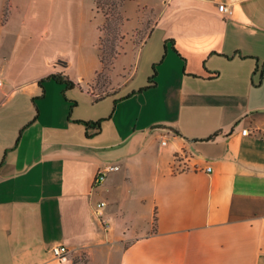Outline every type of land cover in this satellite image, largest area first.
Listing matches in <instances>:
<instances>
[{"label":"crops","instance_id":"obj_1","mask_svg":"<svg viewBox=\"0 0 264 264\" xmlns=\"http://www.w3.org/2000/svg\"><path fill=\"white\" fill-rule=\"evenodd\" d=\"M123 9L156 19L98 96L96 0H0V264H264V0Z\"/></svg>","mask_w":264,"mask_h":264},{"label":"rangeland","instance_id":"obj_2","mask_svg":"<svg viewBox=\"0 0 264 264\" xmlns=\"http://www.w3.org/2000/svg\"><path fill=\"white\" fill-rule=\"evenodd\" d=\"M125 1L126 0H123L122 6L120 7L121 13L125 17V20L122 24L120 23L115 25L116 27H120L119 30L115 32L107 31L106 33H103L105 48L108 55H109L108 51H110L112 44H114V46L116 47L119 53L125 50L127 44L129 43H135L136 44L135 47L138 48L146 38L147 34L149 33L156 19V16L152 15L149 10L148 11L144 10V15H142V17L138 20L137 25L133 27L131 30L127 29L125 25L127 20H129V18L125 15L123 9ZM101 15H103L102 12ZM92 19L94 23H97L103 18L100 15L94 14V17H92ZM114 61L108 63V66L106 68H103L99 71L97 79L92 85V89L94 93H97L98 96H102L106 92L110 91L111 88L116 87V85L113 86V77H112Z\"/></svg>","mask_w":264,"mask_h":264},{"label":"trees","instance_id":"obj_3","mask_svg":"<svg viewBox=\"0 0 264 264\" xmlns=\"http://www.w3.org/2000/svg\"><path fill=\"white\" fill-rule=\"evenodd\" d=\"M123 0H96V6H97V10L99 12H102L104 17H105V21L101 26V30L103 33H106L107 31H117L119 30L120 27H116L115 25L117 24H122L125 20V17L123 16V14L121 13L120 7L122 6ZM100 53H101V62H102V69L106 68L108 66V63H111L114 61V59L117 57V55L119 54V52L117 51L116 47L114 46V44L111 45L110 51H108L109 55L106 52V48H105V43H104V36L103 34L100 37ZM157 74V67L156 64L154 65V73L153 75L150 77L151 80H154V77ZM50 78H53L59 82H64L66 83L67 87H71L75 85V82L72 81L71 79H64L62 78L59 74H52L49 76ZM41 85H43V80L40 81ZM146 89V87H142L140 88L138 91H142ZM136 92V91H134ZM74 104L71 105V109H70V113L71 110L73 108ZM80 122L86 124L87 126H97V127H101V123L103 121V119H99V120H92V121H88V120H79ZM23 132V128L21 129L20 135ZM219 133H215L214 135H212L209 138L214 137L215 135H217ZM18 144V141L17 143Z\"/></svg>","mask_w":264,"mask_h":264},{"label":"built area","instance_id":"obj_4","mask_svg":"<svg viewBox=\"0 0 264 264\" xmlns=\"http://www.w3.org/2000/svg\"><path fill=\"white\" fill-rule=\"evenodd\" d=\"M219 9L221 11H229V9L225 6V4H220ZM2 83V79L0 78V84ZM249 131L247 128L243 129V133L247 134ZM167 141L163 139L162 143L165 144ZM120 168V164L118 163H111L107 164L104 167L100 168L95 176V184L99 185L103 183L108 175L109 172L113 170H117ZM212 169L211 166L207 167V170L210 171ZM106 202L99 203L98 212L102 213L100 207L104 206ZM52 254L54 257L62 262L69 261L72 258L71 249L65 244H55L51 248Z\"/></svg>","mask_w":264,"mask_h":264},{"label":"water","instance_id":"obj_5","mask_svg":"<svg viewBox=\"0 0 264 264\" xmlns=\"http://www.w3.org/2000/svg\"><path fill=\"white\" fill-rule=\"evenodd\" d=\"M57 63H59V64H61V65H67V64H68L67 61H65V60L62 59V58H58V59H57Z\"/></svg>","mask_w":264,"mask_h":264}]
</instances>
